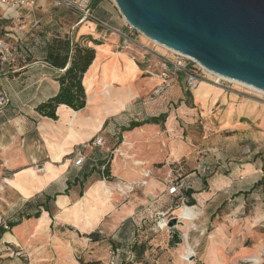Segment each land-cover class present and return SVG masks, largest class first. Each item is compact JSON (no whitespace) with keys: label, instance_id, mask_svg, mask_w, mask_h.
I'll return each mask as SVG.
<instances>
[{"label":"crops","instance_id":"obj_1","mask_svg":"<svg viewBox=\"0 0 264 264\" xmlns=\"http://www.w3.org/2000/svg\"><path fill=\"white\" fill-rule=\"evenodd\" d=\"M9 14L2 12L0 17L14 23L0 31V41L12 52L0 73V92L8 97L0 111V191L5 197L0 224L38 210L40 216L20 219L3 234V263L22 264L13 255L25 254L24 264H79L78 260L107 264L108 241L118 239L100 237L98 228L117 230L125 221L139 227L145 212L168 200L169 162L185 155L189 159L183 177L195 201L185 206L196 212L193 220L219 230L233 221L248 229L256 224L264 229V102L206 82L189 89L180 77L171 90L154 96L161 81L141 73L144 68L131 50H121V33L128 24L109 0L92 8L93 20L79 25L73 10L53 9L47 0H38L33 13ZM81 43L95 51L82 80L85 107L74 111L60 105L56 120L42 117L37 106L57 94V78L69 65L74 45ZM174 100L178 116L199 135L197 145L170 140L174 114L167 107ZM160 114H167L164 122L129 127L131 121ZM96 136L105 139L104 148L90 146ZM85 144L89 145L84 150L86 160L75 167L73 151ZM245 147L255 152L246 160L241 159ZM109 148L114 149L110 162L114 183L134 182L143 170L151 171L140 191L146 198L136 193L116 196L113 188L107 192L109 182L101 180L94 163ZM203 152L209 153L201 160L198 155ZM216 162L224 163L225 170L197 174L201 164ZM145 203L149 208H144ZM9 213L12 217L4 219ZM91 234L98 236L96 242ZM258 241L248 248L246 240L212 239L204 259L227 262L259 256L264 264V235Z\"/></svg>","mask_w":264,"mask_h":264},{"label":"water","instance_id":"obj_2","mask_svg":"<svg viewBox=\"0 0 264 264\" xmlns=\"http://www.w3.org/2000/svg\"><path fill=\"white\" fill-rule=\"evenodd\" d=\"M112 1L147 39L264 93V0Z\"/></svg>","mask_w":264,"mask_h":264},{"label":"rangeland","instance_id":"obj_3","mask_svg":"<svg viewBox=\"0 0 264 264\" xmlns=\"http://www.w3.org/2000/svg\"><path fill=\"white\" fill-rule=\"evenodd\" d=\"M109 2L113 3L112 0H109ZM0 17H2L1 11H0ZM1 26L3 28H1ZM11 27H14L13 20L0 21V31L3 32L4 28L8 29ZM132 39L134 45L128 46L127 48L124 49L132 51L133 57L139 66H142L144 68L145 63H143V61L144 62L146 61L147 63L151 64L152 69L155 72H158L159 61L163 59H167V60L171 59L172 53L170 50L152 42L151 40L147 39L140 33L136 32L135 30L132 31ZM123 44L124 43L122 42L121 46H123ZM185 63H192V62L187 58L185 59ZM141 73L144 74L143 70ZM179 77L184 80L183 74H179ZM184 86L186 87L185 81H184ZM226 90L227 92L230 93H237L239 95H243L246 97L258 99L256 97L258 93L233 82H231L230 88ZM139 102L140 101H138V103ZM170 102L172 103V105L168 106L167 109L171 112V114L175 115V118H173L174 115H172L171 117L172 119L170 120L171 125L175 127V130H173L175 132L173 131L170 132L171 133L169 135L170 140L171 139L184 140L186 143L190 142L189 144L197 145L198 141L200 140L199 135L195 131H193V129L187 128L186 127L187 124L185 122L186 120L178 116L179 111H178V106L175 104L176 103L175 100ZM208 153L209 152H203L198 156L199 158L201 157L200 158L201 160H203L207 156L206 154ZM188 159H189L188 155H185L179 158L178 160H175V162L173 161L169 162V169L172 170V175L174 177H176L175 170L177 169L178 166H181L182 169L180 174L184 176L185 173L184 171L186 167L185 163H187ZM31 173L34 175L33 170H31ZM107 181L109 182L106 183L105 185L107 192H110V190L113 188L114 191L111 192L116 193L114 195L123 197V195L119 194L115 190L113 180L109 179ZM140 191L141 188L134 191L133 194L136 193L140 198H144V197L146 198L147 196L142 192L140 193ZM2 192L3 191H0V206H2L3 208L5 206V202L3 200L5 197L1 195L4 194ZM167 198L168 200H166V202H164L161 207L158 206L155 208V210L151 211L150 213L147 211L143 214L144 219L141 220L142 223L138 227V232L137 231L135 232L138 241L137 245L139 246L137 249V253H138L137 264H263L259 256L239 257L237 259L235 258L227 262H223L221 260L212 262L204 259V255L207 249V243H210L212 239L227 238L230 241L246 240L245 245L249 246L248 248H251L256 243L258 244L259 242L258 240L260 238H263L264 235V229L260 227L258 224L255 225L254 229H248L245 228V225L243 227V225L241 226L240 224H237V222L233 221L231 222V224L227 225V228L219 230L216 228V226H214V224L210 226L208 223L206 225V223L197 221V219L193 220L195 217V215L193 216V214L196 212L191 213L193 209L190 211H186L185 210V208H187L185 206L187 205L186 203H182L181 201H178L177 198L174 197L172 198L167 196ZM251 202L252 203L250 204H253V202L255 201H251ZM143 206L145 209L149 208L147 203L143 204ZM250 208H252V205L249 206V209ZM262 208L264 209V205ZM162 213L164 214L162 215ZM190 213L192 215L189 220H185L180 217L181 214L188 216V214L190 215ZM6 217H12V213L4 214V219ZM231 219L233 220V217H231ZM172 221L175 222L173 225H170ZM164 224H166V226H164L162 230L158 228L160 225L163 226ZM150 228H152V230ZM98 229L102 230V234L101 235L98 234V235L100 237L101 236L105 237V239H107L108 237L112 238V236L115 235L117 231L115 229L109 230L107 229V227H99ZM129 237H130L129 229L124 230L122 232V240H125ZM112 243L113 241L109 240L106 249L108 248L109 250V247L113 246ZM24 255L25 254L13 255V257L19 258L20 262L24 264L25 262L24 259L26 260L28 259V257ZM188 255L191 258L189 260H187V257H189ZM2 261L3 259H0V264H6L3 263ZM78 262L79 264H86L85 262H82L80 260H78ZM107 264H108V260H107Z\"/></svg>","mask_w":264,"mask_h":264},{"label":"built area","instance_id":"obj_4","mask_svg":"<svg viewBox=\"0 0 264 264\" xmlns=\"http://www.w3.org/2000/svg\"><path fill=\"white\" fill-rule=\"evenodd\" d=\"M37 1L38 0H0V10L5 15L9 13V15H13L15 13H18L19 11H27V13L30 14L33 13ZM47 1L53 9L73 10L78 17L76 23L77 25L93 20L91 6L92 0ZM33 24L34 26H37L39 24V20H35ZM132 31H134V29L131 26L127 25V31L125 33H121V37L124 43L123 46H121V50L127 48L128 46L134 45L132 39ZM171 53L172 56L170 60L163 59L159 61L158 72H155L152 69L151 64L147 63L146 61H143V63H145L144 74L150 77L154 76L160 79L161 81V84L158 85L153 91V94L155 96H161L166 90L170 89L172 85L177 81L179 74L184 75L185 85L189 89H194L200 82H209L210 84L223 89L230 88V84L232 81L207 72L192 60V63H185V59H187L186 57L173 51H171ZM11 54V50L2 41H0V73L4 70V64L9 61ZM256 97L258 98V100L264 102V95L258 93ZM7 103V95L4 92H0V111L6 106ZM89 144L91 147L104 148L106 146V141L104 138L96 136L94 137V139L91 140ZM87 146L89 145H81L73 151V165L75 167H80L85 162L86 155L84 150ZM113 154L114 151L108 153L107 159L109 162H111ZM254 154L255 152L252 149H250L249 147H245L242 151L241 159H250L254 156ZM225 168L226 165L221 162H216L215 164L203 163L199 167L198 173L201 176H206L213 174L216 171L225 170ZM181 169V166H178L175 170L176 177L172 175V170L170 169L166 193L168 196L178 198L182 203H185L186 197L184 196L183 192L188 187V184L184 177L180 174ZM101 170H104V167H102ZM150 177L151 171L148 169L143 170L141 172V179L130 183L124 181H116L114 183V187L115 190L119 194L123 195L124 198H128V196L131 195L137 189L145 187L148 184V179ZM109 179L111 178H108L104 175L101 177V180L104 182H107V180ZM163 214L164 213H162V215ZM180 217L185 220H189V217H191V215H189L188 217L186 215L181 214ZM164 226H166V224H164L163 226L160 225L158 228L162 230ZM86 241H90V238L87 237ZM189 259H191L190 256L187 257V260ZM108 264H120L119 251L113 249H110L108 251Z\"/></svg>","mask_w":264,"mask_h":264},{"label":"trees","instance_id":"obj_5","mask_svg":"<svg viewBox=\"0 0 264 264\" xmlns=\"http://www.w3.org/2000/svg\"><path fill=\"white\" fill-rule=\"evenodd\" d=\"M100 1L102 0H92L91 2L92 8H94ZM94 57H95V51L92 47L82 43L74 45L70 55L69 65L65 68L64 72L57 78L59 84V90L54 97L50 98L49 100L37 106L36 111L38 112L39 115L52 120H56L57 119L56 110L57 107L60 105H64L74 111H79L85 107L86 93H85V88L82 84V80H83V75L85 74L91 63L93 62ZM186 92L188 96H191L190 92L188 91ZM166 117L167 114H160L157 117H150L140 121H131L129 127L136 128L145 124H159L160 122H164ZM112 151H114V149L109 148L108 151L105 152L103 159H101L97 163H94V168H95L94 170H96L100 178L103 175L108 178H111L110 162L107 159V155L109 152ZM102 167H104V170H101ZM197 174L200 175L198 172ZM263 182H264V176L261 179V184ZM183 194L186 197L185 203L188 206L195 204V201L191 198L192 191L188 187L184 190ZM177 200L180 201L178 198ZM44 210L48 211V209L46 208H44ZM39 216H40V210L32 214L21 215L20 219L39 218ZM20 219L15 220L9 218L6 219L4 223H1L0 239L3 236V234L9 232V230L17 226L20 223ZM126 229H129L130 237L125 240H122V232ZM150 229L152 230V228ZM136 231L138 232L137 226H135L131 221L129 222L125 221L117 229L114 235V237L117 238L118 240L114 241L111 239L113 241L112 243L113 246H110L109 250L113 249L119 251L120 264L138 263L137 249L139 246L137 245L138 241L135 234ZM90 238L91 241L93 242H96L98 240V236L96 235L91 234Z\"/></svg>","mask_w":264,"mask_h":264},{"label":"bare ground","instance_id":"obj_6","mask_svg":"<svg viewBox=\"0 0 264 264\" xmlns=\"http://www.w3.org/2000/svg\"><path fill=\"white\" fill-rule=\"evenodd\" d=\"M233 83H236V84H238V85H241V86H243V87H246V88H248V89H250V90H253L254 92H256V93H259V94H262V95H264V93L263 92H261V91H258V90H255V89H253V88H251V87H249V86H247V85H244V84H241V83H238V82H234L233 81ZM185 210L186 211H190V210H192L191 208H185ZM189 213V212H188ZM192 213V212H191ZM190 213V215H192ZM187 216V215H186ZM188 217H189V215H188ZM189 219H190V217H189Z\"/></svg>","mask_w":264,"mask_h":264}]
</instances>
